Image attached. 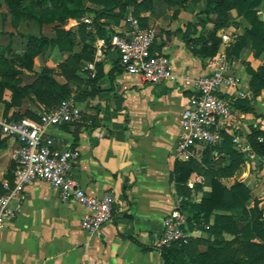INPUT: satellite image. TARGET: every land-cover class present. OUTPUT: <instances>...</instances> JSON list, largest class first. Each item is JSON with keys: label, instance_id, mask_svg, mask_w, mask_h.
Here are the masks:
<instances>
[{"label": "crops", "instance_id": "crops-1", "mask_svg": "<svg viewBox=\"0 0 264 264\" xmlns=\"http://www.w3.org/2000/svg\"><path fill=\"white\" fill-rule=\"evenodd\" d=\"M91 1L95 4L92 17L87 13L79 17L68 16L60 24V27L72 29L76 34V42L69 55L81 53L92 37L96 40L111 33L123 34L130 30L129 17H133L132 12L119 17V8H115L107 17L100 19L104 35H99L94 17L101 5ZM258 10L259 17L264 20V0ZM152 11L141 10L140 17L136 16V19L156 27L157 23L148 18ZM183 16L182 13L179 15L182 21ZM67 19L72 24L68 25ZM210 24L213 23H207ZM182 27L183 23H172L160 29L159 33L156 31L155 50L157 45L162 44L160 53L171 58L173 69L179 75L210 73L215 67L216 56L202 57L193 53L184 40L186 29ZM248 27L249 23L244 28L234 29L235 35H244ZM223 32L229 33L222 28L217 34ZM201 33L197 28L191 37H198ZM87 36L89 39L85 40ZM56 49L60 51L55 48L46 51L45 56L50 58ZM222 49L221 45L219 53ZM228 58L241 75V88L246 92V96L238 99L248 98L254 109L253 112L245 111L234 103L236 129L233 136L238 135L241 143L250 146L247 134L253 128L264 129V88L254 95L244 59L257 70L263 58L255 57L250 44L241 50L238 57L228 55ZM93 60L94 57L81 61L77 76L70 82V97L81 109V119L76 123L53 126L48 134L53 137L57 147H71L80 151L70 172L86 192L96 196L114 192L112 217L102 225L99 233L90 234L80 225L86 211L84 206L73 200H61L56 187L45 180H34L26 188L27 196L21 212L0 229V264H167L159 240L163 218L175 206L177 197L182 195L175 181V162L177 159L201 160L204 153V147L195 148L188 157L178 154L176 150L181 112L188 103L191 91L184 89L178 80L150 84L131 75L121 66L119 54L113 48H108L102 59L95 62L94 70L86 68ZM63 61L57 63L59 68ZM16 66L24 72L21 74L22 85L32 82L35 74L45 67L35 68L34 60L33 71ZM54 76L61 83L67 82L63 74L61 77L54 71ZM228 91L234 92V89ZM11 94L9 89H5L4 99L9 100ZM47 109L48 106L37 99H25L8 112H5V104L0 103V116L10 114L8 117L12 118L17 113H32L38 117ZM17 144L16 139L0 132L1 186L4 180L12 182L14 178L13 152ZM233 146L245 156L240 164L244 169L240 174L225 177L230 180L225 184L229 186L234 179H239L251 188L254 179L261 180L264 175V158L254 153L251 147L250 150H243L241 144L233 143ZM221 155L213 151V160ZM244 166L255 172H248ZM189 179L195 180V188H189L190 195L186 201L199 202L210 186L205 176L196 170ZM197 184H201V188H197ZM184 212L191 240L180 256L185 264H196L190 261L188 254L206 250L214 237L199 228L196 222H191L185 209ZM213 220L212 217L210 224ZM225 237L232 238L227 233Z\"/></svg>", "mask_w": 264, "mask_h": 264}, {"label": "trees", "instance_id": "trees-1", "mask_svg": "<svg viewBox=\"0 0 264 264\" xmlns=\"http://www.w3.org/2000/svg\"><path fill=\"white\" fill-rule=\"evenodd\" d=\"M46 6V11L34 13L24 11L17 1H9L13 11L18 15H29L39 21L52 22L59 17L60 24L68 16L79 17L86 13L84 0H40ZM101 5L95 11L94 21L97 23L99 35L104 26L101 18L107 17L115 8H119L117 15L122 17L129 6L133 7V14L140 17L142 8L153 10L155 0H93ZM262 0H206L204 10L205 19H200L201 24L212 22L217 27L227 24V13L236 9L238 15L243 16L249 23L244 35H237L233 44L227 48L231 57H238L241 50L251 45L254 55L263 58L262 64L256 70L247 65V73L250 75V86L257 95L264 88V20L258 15V7ZM61 9V10H60ZM56 28L54 36L49 37L43 33L32 34L28 38V44L23 54H12L8 56L11 46L0 50V103L5 104V112L13 106H19L25 99H37L46 104L48 108L57 105L62 99L71 96L73 82L77 76V70L81 61L91 60L94 57V38L92 42L85 44L81 53L70 54L60 64L63 68L62 74L66 76L67 82L61 83L54 76L53 68L48 66L35 74V79L24 85L21 84L24 74L23 70L16 65L33 71L34 57L43 51H52L58 48L60 51L72 52L76 42V34L72 29ZM142 26H145L141 24ZM194 25V24H193ZM188 25L184 31V40L191 51L202 57L213 58L218 55L221 47V37L216 31H209L207 35L200 34L192 38ZM80 32H83L80 29ZM109 36V35H108ZM106 36V37H108ZM155 43L152 46V55L160 53L161 45ZM122 66V65H121ZM5 89L11 91V98L4 99ZM237 107L245 111L253 112V106L248 98H241L235 101ZM24 114L17 113L12 115ZM36 118L37 115H31ZM262 137V139H260ZM251 150L260 158H264V129L253 128L247 134ZM213 151L222 155L219 157V164L213 160ZM229 162L222 166V161ZM243 153L238 152L233 146V133L223 131V140L218 146H206L202 157V164L199 168L194 165L195 159L180 160L175 162V181L179 193L189 196L190 189L187 180L196 170L205 176L206 183L210 190L203 193L199 202H183V209L188 213V219L196 222L198 227L208 231L214 239L206 250L198 253H189V259L196 264H264V212L259 206V201L253 199L251 188L242 180L234 179L231 185L225 184L223 177L232 176L238 166L244 161ZM12 180V178H10ZM201 188V184H197ZM3 192L0 184V193ZM213 217V222L210 220ZM232 238H226L225 234ZM186 250V245L178 243L162 248L167 264H185L181 253Z\"/></svg>", "mask_w": 264, "mask_h": 264}, {"label": "built area", "instance_id": "built-area-1", "mask_svg": "<svg viewBox=\"0 0 264 264\" xmlns=\"http://www.w3.org/2000/svg\"><path fill=\"white\" fill-rule=\"evenodd\" d=\"M129 22L128 32L111 33L108 37H98L95 40L94 60L86 68L94 70L95 62L102 59L108 48H113L119 54L122 67L131 75L150 84L178 80L184 89L190 90L188 103L180 117L176 143V150L180 155L188 157L195 148L220 145L224 130L234 135L236 127L233 105L236 99L246 96V92L241 88V75L226 53L233 42L231 35L227 32L219 35L223 49L216 56L213 71L200 76L179 75L173 69L168 55H152L151 49L157 40L156 30L142 26L132 16L129 17ZM231 88L234 92L228 91ZM81 117L82 111L72 97L62 99L36 118L0 116L1 134L16 139L18 143L13 152L14 178L12 182H2L0 229L21 212L27 196L26 188L37 179L56 187L61 200H73L84 206L86 211L80 225L90 234L99 233L102 225L110 220L115 203L114 192L108 191L102 196L86 192L70 172L80 151L71 147H57L53 137L48 134L51 127L76 123ZM233 143L241 144L243 150H250L247 143L240 142L238 135L233 136ZM186 184L194 190L195 180L189 179ZM187 199L185 195L178 196L175 206L163 218L159 240L161 248L175 243L189 244L191 235L182 206Z\"/></svg>", "mask_w": 264, "mask_h": 264}, {"label": "rangeland", "instance_id": "rangeland-1", "mask_svg": "<svg viewBox=\"0 0 264 264\" xmlns=\"http://www.w3.org/2000/svg\"><path fill=\"white\" fill-rule=\"evenodd\" d=\"M11 0H0V50H2L6 46H11V49L8 50V56L12 54H22L24 50H26L28 44V38L32 34H40L44 33L47 35H53L56 33V28L60 24L59 17H55L52 22H43L37 20L33 16L29 15H18L16 14L11 5ZM17 1V0H12ZM125 1V0H123ZM18 4L24 11H32L34 13L44 12L46 11L47 5H42L40 0H18ZM85 6H87L86 15L92 17V7L95 4L91 0H84ZM206 7V0H155L154 1V9L152 13L150 12V17L153 22H156V31L159 33L160 29L165 28L168 24L174 25V23L182 24L183 29H187L188 25H192L190 28V32L195 34L197 28H200L202 34L207 35L209 31H220L222 28H226L228 32L231 34L233 38V42L237 35L234 32V29L239 27L244 28L248 21L243 17L238 15L236 9H231L227 13V24L222 27H217L215 24L207 25V23L201 24L200 19H205L204 10ZM61 10V9H60ZM129 11L125 12V16H128L129 12H132V6H130ZM145 11L144 8H142ZM258 10V9H257ZM259 11V10H258ZM183 14V21L180 19L179 15ZM133 17L136 16L133 14ZM190 18V19H189ZM141 24L151 26L148 22L142 21L141 19H137ZM66 23L72 24V21L69 19L66 20ZM194 24V25H193ZM212 29H209L210 27ZM76 28V27H73ZM240 28V29H242ZM89 39V36L86 37L85 40ZM91 42V41H90ZM232 42V44H233ZM231 44V45H232ZM230 45V46H231ZM46 51L39 53L34 58V66L35 68H40L42 65L47 66L50 65L53 67V70L56 71L58 76H61L63 72L62 67H58V62L62 60H66L65 58L69 55L68 52L58 51L57 49L51 54L50 58H47ZM244 65H250L245 59ZM249 63V64H248ZM61 72V74H60ZM62 77V76H61ZM3 114V113H2ZM10 114H3L4 117H8ZM34 115L32 113H26L23 116H31ZM20 115H15L14 117H19ZM219 158L215 159V164H219ZM226 161V162H225ZM228 160L225 159L221 163L228 164ZM202 164V158L195 159L194 165L199 168ZM245 167V166H244ZM242 166H238L235 170L234 174L241 173L243 171ZM250 173L255 172L254 169L245 167ZM259 177V176H257ZM224 182L227 184L230 183V180L227 178H223ZM254 183L251 184V189L253 191V199L259 201V206L263 209L264 212V175L261 176V180L254 179Z\"/></svg>", "mask_w": 264, "mask_h": 264}]
</instances>
